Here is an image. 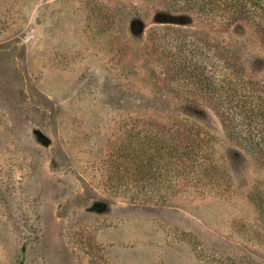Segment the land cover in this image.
Wrapping results in <instances>:
<instances>
[{
  "label": "rangeland",
  "instance_id": "374dc122",
  "mask_svg": "<svg viewBox=\"0 0 264 264\" xmlns=\"http://www.w3.org/2000/svg\"><path fill=\"white\" fill-rule=\"evenodd\" d=\"M173 30L264 78L245 23L221 34L165 0H0V264H264L263 125L170 82L155 49L177 43L153 37Z\"/></svg>",
  "mask_w": 264,
  "mask_h": 264
},
{
  "label": "trees",
  "instance_id": "16d2710c",
  "mask_svg": "<svg viewBox=\"0 0 264 264\" xmlns=\"http://www.w3.org/2000/svg\"><path fill=\"white\" fill-rule=\"evenodd\" d=\"M165 1L174 8V11L195 12L203 15L217 27L216 31L221 34L228 35L232 31H238L243 23L248 24L264 49V0ZM158 35L157 38L156 36L153 37L155 42L173 36L177 43V50L173 53L165 51L164 48L157 47L155 49L156 54H158L157 58L166 67L167 72L171 73L170 82L179 83L186 93H188L186 88L193 82L195 91H199L201 94L200 97L223 107L222 116L226 124L232 123L234 113L227 111L225 107L236 104L242 110L247 109L246 113L243 114L246 125L248 127L263 125L261 127L264 133V78L255 79L248 76L243 64L228 53L230 50L214 45V42L203 33L173 30L164 35ZM208 54L211 55L208 56ZM205 58L212 60L213 66L215 60H219L225 65V68L231 70L226 71V76L220 83L215 82L211 77V71H208L207 66L209 63L204 65L205 63L202 62ZM223 92L230 94L229 98L232 103L224 102L223 96L220 95ZM252 104L254 105L252 106ZM165 128L167 127L162 129L164 132L169 131V127ZM175 130L182 141L188 139L190 132L185 125L180 126L178 124ZM156 131L159 132L160 130L156 129Z\"/></svg>",
  "mask_w": 264,
  "mask_h": 264
}]
</instances>
